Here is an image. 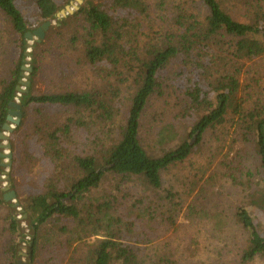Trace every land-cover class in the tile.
<instances>
[{"label":"trees","instance_id":"16d2710c","mask_svg":"<svg viewBox=\"0 0 264 264\" xmlns=\"http://www.w3.org/2000/svg\"><path fill=\"white\" fill-rule=\"evenodd\" d=\"M71 1L35 0L38 22L30 24L18 7L19 0H0V11L20 35L10 77L3 79L0 87V135L8 123L10 104L18 98L23 117L13 134L21 132L28 118V109L32 107L70 108L79 116L76 121L72 118L62 122L46 119L37 126L35 136L37 131L41 135L38 147L43 149L55 170L45 177L42 193L29 195L19 202L23 213L18 212L13 203H7L0 181V207L8 206L10 210L14 260L19 257L26 230L33 241L30 247L32 258L42 227L57 219L67 221L73 227L69 226L67 231L60 229V233L70 234V247L80 239L98 237L86 264H172L167 258L155 259L119 242L124 232L121 228L124 214L111 201L96 205L82 202L107 179L121 184L140 179L147 187L160 191L163 174L188 160L196 147L211 136L215 141L230 139L232 147L236 148L231 164L237 165V159L241 162L244 153L250 149L254 151L253 158L258 164L247 171L248 180L243 182L234 173L230 179L237 185L242 183L241 186L247 187L248 191L237 211V221L249 235V245L242 261L248 264L262 259L264 264V233L260 230V217L264 219V74L256 76L253 71L244 70L248 63L264 58L262 0H245L247 14L239 19L220 0H156L152 3V0H85L80 10L73 16L68 15L60 26L64 27L67 20L78 19L81 32L73 40L84 43L86 58L97 74L105 73L103 78L108 80L106 90L35 95L38 61L34 58L31 85L26 92L19 93L17 86L30 49L26 34L34 33L46 22L55 21L57 14ZM177 64L185 67L187 73L180 70L171 78L172 73L167 70ZM246 74H251V79L246 89L244 87L246 94L241 96L242 77ZM112 80H118L121 85L131 84L134 89L130 97L131 108L126 114L122 115L119 109L122 92ZM178 81L181 82L182 103L177 116L187 122L186 134L178 142L181 135L177 127L173 124L163 126L157 131L155 141L162 153L153 154L156 149L142 141L143 114L155 94L167 85L174 88ZM88 113L100 117L108 128L116 126L119 132L114 135L113 131V143L100 155L71 156L70 150L63 151L61 143L73 125L87 126L85 116ZM194 135L197 144L191 143ZM172 145L175 147L168 150ZM11 146L14 155L15 144ZM29 156L34 159L31 154ZM227 162L225 160L222 165ZM2 171L0 166V179ZM71 173L74 178L71 176L69 181H63L62 178ZM196 174L200 184L207 172L199 169ZM173 195V191L168 193L171 199ZM176 207L177 204H173V210ZM133 208L138 207L134 205ZM143 209L138 210L139 218L151 216L148 209ZM85 212L88 213L87 219L84 218ZM161 214L165 218V212ZM20 215H27L26 220H18ZM169 218L174 225L173 216Z\"/></svg>","mask_w":264,"mask_h":264},{"label":"rangeland","instance_id":"374dc122","mask_svg":"<svg viewBox=\"0 0 264 264\" xmlns=\"http://www.w3.org/2000/svg\"><path fill=\"white\" fill-rule=\"evenodd\" d=\"M154 1L156 2L152 0L151 3ZM220 1L236 19L247 14L248 5L245 0ZM261 4L264 5V0ZM68 6L74 9L73 6L79 4L73 0ZM18 7L30 24L38 22L35 0H19ZM68 15L65 17L60 15L55 21H49L51 25L45 31L42 40L39 41L36 36L31 40L27 39L30 46L29 56L24 60L23 66L32 69L33 59L36 58L38 61V74L35 77L33 91L35 95L106 90L108 80L103 78L105 73L97 74L95 67L86 58L84 43L73 40L81 32L78 19L67 20L64 27L60 26V22L67 19ZM54 27L58 30L51 31ZM19 41L20 35L0 11V87L2 80L10 77V66ZM180 70L187 73L186 68L180 64L172 66L167 71L172 73L170 77L173 78ZM244 70H251L256 76L263 75L264 58L248 63ZM22 72L24 76L20 87L27 90L30 86L27 87L26 84L31 81V73ZM250 79L251 74L242 77L241 96L246 94L244 87L246 89ZM112 84L119 87L122 92V101L119 104L122 115L128 113L131 108L130 97L134 91L132 85H121L118 80H112ZM180 85L181 82L178 81L174 88L173 85L165 86L161 92L155 94L143 114L141 137L144 145L156 149L153 154L162 153L160 148L156 147L155 141L157 131L163 126L173 124L177 127L181 135L178 142H181L186 134L187 122L177 116L181 111L182 103ZM17 102L20 104V98ZM28 111V118L21 132L13 134L17 125L11 124L15 128L14 131L11 134L4 133L9 137L8 141L0 142V144H15L11 161L0 156V166L3 168L1 178L4 179L1 183L4 196H9L12 192L16 194V199L7 203L19 204V206V202L29 195L42 193L45 190L43 185L45 177L55 170L49 158L47 159L43 153V149L38 147L41 135L37 131L35 136L37 126L43 124L46 119L62 122L68 118L74 121L79 118L76 112L70 111V108L58 106H36ZM85 118L87 126L73 125L71 132L64 136L61 143L63 151L70 150L71 156L100 155L101 151L104 152L109 144L113 143L115 139H113V131L114 135L119 132L116 126L108 128L107 123L102 122L96 115L90 116L88 113ZM192 142L198 143L195 135L191 137ZM173 147L175 146H170L168 150ZM235 151L236 148L232 147L230 139L215 141L213 137L208 136L196 147L193 156L163 174V186L160 191L152 190L140 179L127 184L107 179L99 189L87 194L82 204L96 205L111 201L115 208L124 214V220L121 222L124 232L120 235L122 240L119 242L141 250L148 256L152 255L155 259L167 258L172 264H245L242 257L249 245V235L237 221V211L248 191L247 187L241 186L242 183L237 185L233 182L230 175L234 173L244 182L248 180L246 173L249 168L252 166L254 168V164L258 162L253 158L254 151L250 149L244 153L241 162L236 158L237 165L231 164V156ZM9 152L13 154L12 150L0 148V155ZM30 154L34 159L29 156ZM225 160L228 162L222 165ZM10 162H12L11 166L8 167ZM227 165H230V168ZM199 169L207 172L200 184L199 175L196 176ZM213 174L215 177L211 178ZM71 176L74 178V174L71 173L62 179L69 181ZM7 178L10 179L8 182ZM191 186L195 188L191 189ZM172 191L174 195L171 199L168 193ZM173 204H177L176 210H173ZM134 205L138 208H133ZM140 207H144V211L149 210L151 216L145 215L139 218ZM14 208L23 213L19 207L14 206ZM163 212L166 214L165 218L161 214ZM9 215L8 206H1L0 264H12L15 261L18 264H86L92 246L98 240V237L84 238L70 247L68 242L71 239L70 234L67 232L62 234L60 229L67 231L69 226L73 228L72 225L67 221L54 219L42 227L35 241L32 258L30 255L32 237L29 236L28 230L24 232L26 235L24 243L20 247L19 257L14 260L12 250L14 239L10 231ZM87 215L88 213L85 212V219ZM171 215L174 218V225L169 221ZM26 218L27 215L17 217L21 222ZM260 221V230L264 233V219L260 217ZM22 226L27 227L26 223ZM248 264H263V262L262 259H257Z\"/></svg>","mask_w":264,"mask_h":264},{"label":"water","instance_id":"95a60500","mask_svg":"<svg viewBox=\"0 0 264 264\" xmlns=\"http://www.w3.org/2000/svg\"><path fill=\"white\" fill-rule=\"evenodd\" d=\"M76 1L78 2L79 6H73L74 9H71L70 6H67L65 10H62L60 13L57 14V17H59L60 15H62V16L65 17V16H67V14L72 15L75 11H79V10H80V6L83 5V3H84L85 0H76ZM50 25H51L50 22H46V23L43 25V27L39 28V29L36 30L34 33H27V34H26V38L29 39V40H31L34 36H36V37L39 38V41L42 40V39L44 38V36H45V31L48 30V28H49ZM22 70H23V71H27V72H29V73L32 72V69H31V68H27L26 66H23V67H22ZM21 76H22V77L24 76V72L21 73ZM22 83H23V82H22V80H21L19 86H17V91H18L19 93H24V92L27 91V90H23V89L20 87V85H22ZM26 86L29 87V86H30V82H28V83L26 84ZM10 107H11V111L9 112V115H8V117H7V121H8V123H6V124L4 125V133H7V132H8V133L11 134V133L14 131V129H15V128L12 127L11 124L19 125L20 122H21V119H22V117H23V114H22V108H21L20 104H19L17 101L12 102V103L10 104ZM4 133H2V134L0 135V139H1L2 141H8L9 137L6 136ZM192 143H193V142H192ZM0 148L11 151V144H0ZM0 156H1V158H6V159H8V160H10V161H11L12 158H13V154H12L11 152L1 154ZM11 163H12V162L9 163L8 167L11 166ZM9 180H10V179L7 178V182H8ZM0 181H4V179L1 178ZM15 199H16V194H15V192H12L9 196H5V200H6L7 202H9L10 200H15ZM14 206H15L16 208H18V207H19V204H15Z\"/></svg>","mask_w":264,"mask_h":264},{"label":"clouds","instance_id":"9594fccd","mask_svg":"<svg viewBox=\"0 0 264 264\" xmlns=\"http://www.w3.org/2000/svg\"><path fill=\"white\" fill-rule=\"evenodd\" d=\"M17 101V100H16Z\"/></svg>","mask_w":264,"mask_h":264}]
</instances>
